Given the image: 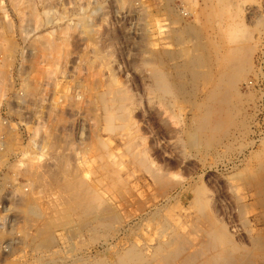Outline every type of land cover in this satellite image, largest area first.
I'll list each match as a JSON object with an SVG mask.
<instances>
[{"label":"rangeland","instance_id":"obj_1","mask_svg":"<svg viewBox=\"0 0 264 264\" xmlns=\"http://www.w3.org/2000/svg\"><path fill=\"white\" fill-rule=\"evenodd\" d=\"M164 1L0 0V167L9 176L2 178L3 196H11L8 207L3 197L5 208L0 210V264H83L101 258L114 264L117 255L132 246L151 255L156 245L177 236L191 251L217 223L226 229L225 245L233 255L242 248L251 251L252 238L264 236V222L255 218L251 198L240 217L238 198L244 191L236 187L238 177L252 173L263 158L264 0H230L241 10L223 19L210 15L205 0ZM185 26L199 34H178ZM219 36L245 39L254 49L252 71L243 76L248 85L242 82L239 87L241 94L251 91L253 100L241 106L243 113L235 112L239 123L227 137L208 149L191 148L185 144V132L199 115L194 103L208 85L199 80L194 88L190 78H217L218 70L202 63L190 70L187 60L203 56L198 45L208 39L218 43ZM8 43L14 47L11 52ZM226 44H215L211 57L233 49ZM166 53L171 58L164 60ZM155 65L174 86L183 83L184 92L175 90L173 99L159 101L150 89ZM111 79L131 96L129 131L105 130L98 97ZM245 115L246 131L241 129ZM100 141L110 151L106 159ZM127 142L175 187L161 191V184L126 151ZM80 178L113 201L124 226L109 235L104 230L100 235L94 225L75 236L57 228L51 252L34 248L31 237L42 220L26 217L18 203L28 200L50 215V206L66 195L63 186ZM106 186L110 191L104 192ZM200 190L213 224L194 205Z\"/></svg>","mask_w":264,"mask_h":264},{"label":"bare ground","instance_id":"obj_2","mask_svg":"<svg viewBox=\"0 0 264 264\" xmlns=\"http://www.w3.org/2000/svg\"><path fill=\"white\" fill-rule=\"evenodd\" d=\"M167 1L168 0H165L164 2H167ZM205 1L209 3L208 9H209L210 15L217 16V18H220V19H223L224 17H226L234 9H236V11L241 10L238 8L239 7L238 5L237 7L234 5V3H231L232 0L231 1L230 0H205ZM125 2H127V0H125ZM183 10L185 9L183 8ZM182 12L184 13V11ZM195 16H198V15H195ZM191 27L185 26L184 28H181L180 33L178 34H181V35L191 34V35L197 36L199 32L196 33V31ZM238 33L239 31L236 29V34ZM219 39L220 40L217 41L218 43L212 42L211 40L208 39L206 43L204 44L202 43L201 45L199 44L198 45L199 49H201L204 52L203 56H198L197 58L191 57L189 60H187L188 63L186 66L190 70H193L198 64H201V63L205 65H209V66L215 65L218 70L217 78L216 77L213 78L212 76H211L212 78H207L208 76L206 78H200V77L190 78L192 85L195 86L194 88L197 87V81L199 80L205 81V83L208 85V89L206 91L203 89L205 93L203 94L202 99L194 103V106L196 110L199 112V115L193 117L192 124L190 125L189 128L187 127L188 131L185 132L186 133L185 144L191 148H199V147L204 146L208 149L212 147L216 142L222 140V138L227 137L229 135L230 129L233 126L236 127L237 126L236 124L239 123V119H237L238 117L236 118V114L237 113L239 114L240 112H242L243 108L241 110V106L253 100L252 98L253 95L251 91H248V93H245V94H241L239 92V87L242 82L248 85V81L243 76H245L247 71H252L251 58L253 56L254 49H252L251 46L246 44L247 41L245 39L242 41H240L237 38H231L227 40V39H224L222 36H219ZM223 41L229 44V46L230 44H232L233 49L228 50L227 52L225 51V53H220V52L213 53V56L211 57L212 55L211 51L213 52L214 50L213 46H215V44L221 45ZM8 47L11 49L10 52L14 50V47L12 45ZM9 48H7L6 50H8ZM166 57L170 59L171 54L166 53L165 56L163 55L164 60ZM212 62H214L215 64H213ZM160 69L158 68L157 65L152 66V68L150 69V81H151L150 89L159 101L165 102V100L169 98L173 99L176 91L184 92L186 88H185V85H183V83H179L178 86H174L169 81V78H166L165 73L161 71ZM184 70L183 72H185ZM203 72L204 73H202V75L203 74L206 75L205 74L206 71H203ZM207 75L210 76L212 74L209 72L207 73ZM114 79H111V82L108 84L109 86H108L107 91L105 93L103 92L98 97V99L102 107L101 109H103V112L105 115V117L103 116L104 121H105L104 123L106 124L105 130L107 132H112L114 130L120 129V130H123L124 132L128 130L130 127L131 112L128 110L127 107L131 104L132 100H131L129 91L126 88H124L123 86L122 87H116L117 85L115 86L116 82L114 81ZM195 94L197 95V93ZM130 109H131V106H130ZM236 111L237 113H235ZM248 119H249V116L245 115L244 120L241 122L242 124L241 126L243 127L241 129H244L245 131L248 128V124H247ZM117 122L118 123L120 122V124L117 125L116 124ZM100 142H101L100 147L104 149L103 151L104 154L102 158L106 159L108 158L109 150H107L106 145L102 141ZM230 143H233V141ZM262 145L264 148V141L262 142ZM134 147H133V142L132 144L130 142H127L126 151L129 153L130 156H132V159L133 161H135V163H137L140 167L144 168L142 169V170H145L144 172L150 173L153 182H155L157 185L161 184L163 188L161 189V191L162 190L165 191V188L167 189V187L174 188L175 183L173 182L169 183L170 181L167 179H166L167 182H165L166 180L163 179L160 172H156L152 170V167L150 166L151 164H147V162L149 163V161L146 158V156L144 157L142 156V158H139L138 153H137L138 151L136 152L137 153L136 154L134 152L135 150L134 151L131 150ZM258 154H261V152ZM258 154L256 155L257 160H259V158L263 156V158H261L262 161L259 163V165L256 168H254L252 173H247V174H244L243 176H239L237 179L238 186L236 187L238 190L240 189L244 191V195L238 198V202H239L238 211H239L240 217H244L245 214L247 213L246 211V208H248L247 202L251 198L250 200L252 201V203L250 205V208L258 212L255 215L256 216L255 218H257L258 222L261 223V222H264V150L262 151L263 155L260 156ZM103 169L106 170L107 167L104 166ZM4 176H5V179L9 177L8 175H4ZM109 176H112V175H109ZM116 176H119V175L116 174ZM117 180L120 186H124L123 182L120 179L117 178ZM63 188H64L63 190L66 195L64 198L63 197L61 198V201L60 203H57L58 204L57 206L54 204L50 206V208L53 210L51 211L52 214L50 215L47 213L40 212L38 207L32 204L31 202H28V200H26L25 201L26 203L24 202V204L18 203L20 210L21 209L23 210L26 217L37 219V222L39 218H41L42 220L41 225H39V228L35 232L36 234L34 233L35 235L33 234L31 237L30 242H32V244L34 245L33 246L34 248L44 250L43 252H45V250L46 251L49 250L48 252H51L50 251L52 250L51 248L56 246V243H57L56 239H54V232L57 228H63V230L65 229L68 234L67 236L69 235L75 236L74 234H78L81 230L85 228H86L85 230H87V227L92 226L91 228H93L95 226L97 227V229H100L99 230L100 235L102 232L101 230H104L106 234L109 235L110 232L117 231L118 229L121 230L122 226H124L125 218L122 217V214L120 213V211L115 208L113 203H111L113 201H110V198L109 199L104 198L101 193H99L96 189H94L93 187L85 183L84 180H82V178L75 179L73 183L65 184ZM63 190H59V191H63ZM108 190L110 191V187L106 186L104 188V192H108ZM16 191H18V189ZM204 195L205 194L203 193V191L201 190L197 191V195L194 200V205L197 206L199 209L197 210L198 214L202 216L204 219L209 220L211 222L212 219H209L208 215L205 212V209L208 208V201L204 199ZM128 213L129 212L127 211L126 214ZM73 218L75 220V223H73L74 221ZM35 221L36 220H34V222ZM218 222L221 223L220 221ZM211 223L213 224V222ZM246 223L249 224L250 220L247 219ZM90 234L91 233H89V235ZM0 235H1V231H0ZM93 236L91 235V239ZM227 240H228V234H227L226 229L223 226L218 225L217 223V224H213L212 230L207 235V238L201 242L199 239V242H200L199 246L197 245V247H194L191 251L188 250L187 248L189 247V245L186 247L185 241L182 238L177 236L174 239H170L167 242H162L156 245V247L153 248L151 255H148L147 251L144 252L132 246L126 251L122 253L120 252L121 254L117 255L116 261L114 262V264H255L256 263L255 260H261L262 264H264V236H257L254 239L252 238L251 240L252 248L250 247V249H252L251 251H247V250L242 251L244 250V248H242L241 253L235 254V255H233V250L227 249L225 245ZM51 263L52 261L48 263H43V264H51ZM83 264H109V263H107L105 260H103V258H101V259H95L94 261L88 262V263L84 262Z\"/></svg>","mask_w":264,"mask_h":264},{"label":"built area","instance_id":"obj_3","mask_svg":"<svg viewBox=\"0 0 264 264\" xmlns=\"http://www.w3.org/2000/svg\"><path fill=\"white\" fill-rule=\"evenodd\" d=\"M183 16L186 17V18L188 17V15L186 13ZM3 169H4L3 167H0V210L5 208V203H4V199H3V197H5V196H3V186H2L3 185V183H2L3 179L2 178H3V175H4L3 173H4L5 169L4 170ZM13 186H15V185H13ZM13 186L7 187V188L11 189ZM9 193H6V197H5V199H6V207L9 206L8 202L11 201V196H10Z\"/></svg>","mask_w":264,"mask_h":264}]
</instances>
